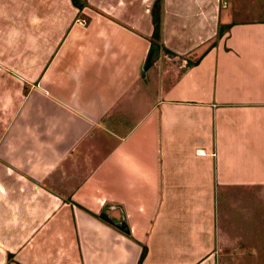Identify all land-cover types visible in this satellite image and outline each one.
<instances>
[{"label": "crops", "instance_id": "crops-1", "mask_svg": "<svg viewBox=\"0 0 264 264\" xmlns=\"http://www.w3.org/2000/svg\"><path fill=\"white\" fill-rule=\"evenodd\" d=\"M80 1L0 0V264H257L264 17Z\"/></svg>", "mask_w": 264, "mask_h": 264}, {"label": "trees", "instance_id": "trees-1", "mask_svg": "<svg viewBox=\"0 0 264 264\" xmlns=\"http://www.w3.org/2000/svg\"><path fill=\"white\" fill-rule=\"evenodd\" d=\"M71 2L77 6L78 8H81L83 3L80 0H71ZM160 10H161V0H154L152 2L151 8H150V15H151V22H152V32L150 35V43L151 45H158L160 40V33H161V16H160ZM223 33L222 28L219 26L217 30V35L220 36ZM144 250L141 249V253L139 255L137 264H139L140 260L142 259Z\"/></svg>", "mask_w": 264, "mask_h": 264}, {"label": "rangeland", "instance_id": "rangeland-1", "mask_svg": "<svg viewBox=\"0 0 264 264\" xmlns=\"http://www.w3.org/2000/svg\"><path fill=\"white\" fill-rule=\"evenodd\" d=\"M249 7L251 8V14H254L258 17H264V0H245ZM231 17V16H230ZM219 28V27H217ZM262 259L261 262L258 260ZM255 260L257 264H264V253L255 256Z\"/></svg>", "mask_w": 264, "mask_h": 264}]
</instances>
